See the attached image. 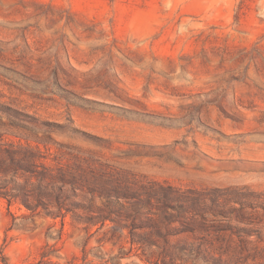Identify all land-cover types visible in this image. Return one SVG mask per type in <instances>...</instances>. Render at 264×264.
I'll return each instance as SVG.
<instances>
[{
    "label": "rangeland",
    "instance_id": "obj_1",
    "mask_svg": "<svg viewBox=\"0 0 264 264\" xmlns=\"http://www.w3.org/2000/svg\"><path fill=\"white\" fill-rule=\"evenodd\" d=\"M1 181L8 264H264V0H0Z\"/></svg>",
    "mask_w": 264,
    "mask_h": 264
},
{
    "label": "trees",
    "instance_id": "obj_2",
    "mask_svg": "<svg viewBox=\"0 0 264 264\" xmlns=\"http://www.w3.org/2000/svg\"><path fill=\"white\" fill-rule=\"evenodd\" d=\"M7 186V182L6 181H1L0 183V188H6ZM184 190V191H183ZM184 192V193H190V194H195L198 196H204L203 198L206 197H210V192L209 190H197V189H182V188H178V187H173L171 185H160L158 184V187L154 188L153 190H151L150 193H146V200L141 201V202H137V203H131L130 204V209L133 212V215L139 213V211H143L146 210L147 208V212H146V216L149 218L148 220L153 221L154 223H157V218L152 217L154 214V216L160 218L161 215L159 213L160 208L159 205L158 206V210L153 209V199L156 200L158 202V204H161L163 207L161 208L162 211V215L165 218L166 222H165V229H166V235L169 234H176V227H173L171 224H173L174 222H176V214L175 213H170L168 210L169 208H171L172 210L176 211V192ZM72 193L75 195V191L72 190ZM114 196V195H113ZM124 198L126 200H131V199H136V196L134 195H127L125 193H117L114 197L112 198H108L110 203H113L115 200L117 205L122 206L123 203H121L119 201V199ZM81 204V203H80ZM84 205L80 206L81 208H83ZM79 207V208H80ZM178 207L180 209H182L183 207H181L180 205H178ZM128 217H130V215H128ZM133 219H135V217H133ZM106 220H113L111 216H106L104 217V219H102L103 222H105ZM135 224V222H134ZM147 225H139V228H145V227H153L152 225H150V223H146ZM172 232V233H171ZM0 260H2V262L4 264H8L6 259L4 257H0Z\"/></svg>",
    "mask_w": 264,
    "mask_h": 264
}]
</instances>
